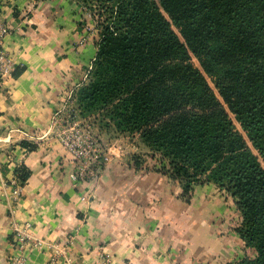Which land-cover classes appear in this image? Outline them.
<instances>
[{"label":"crops","instance_id":"crops-1","mask_svg":"<svg viewBox=\"0 0 264 264\" xmlns=\"http://www.w3.org/2000/svg\"><path fill=\"white\" fill-rule=\"evenodd\" d=\"M82 5L0 0L12 27L5 47L15 58L0 81V264H10L15 253V222L62 251L30 246L28 264H49L56 255L53 264H237L253 255L238 232L242 213L225 190L206 182L185 194L146 160L137 165L134 157L150 151L138 136L102 128L114 135L107 146L116 156L103 157L99 175L84 180L61 145L31 138L48 128L63 90L79 86L93 66L101 34L91 38ZM24 140L34 148L22 146ZM23 167L30 177L11 200L8 185Z\"/></svg>","mask_w":264,"mask_h":264},{"label":"trees","instance_id":"trees-1","mask_svg":"<svg viewBox=\"0 0 264 264\" xmlns=\"http://www.w3.org/2000/svg\"><path fill=\"white\" fill-rule=\"evenodd\" d=\"M77 1L108 14L76 92L81 114L138 136L185 194L206 182L226 190L254 249L237 264H264V0Z\"/></svg>","mask_w":264,"mask_h":264},{"label":"rangeland","instance_id":"rangeland-1","mask_svg":"<svg viewBox=\"0 0 264 264\" xmlns=\"http://www.w3.org/2000/svg\"><path fill=\"white\" fill-rule=\"evenodd\" d=\"M82 6L85 15L84 18L82 17V23L84 22L86 29L91 32V38L94 33L95 39L97 36L100 38V25L106 20L108 14L106 15L104 8L98 2H92L90 6L85 4ZM83 41L86 42V38ZM92 69L91 65L86 67L79 86H71L63 90L58 107L52 115L50 125L48 128L40 130L37 134H31V138L40 144L55 142L61 145L72 156L76 171L87 172L91 170L92 173L99 174L104 164V158H100L101 155L103 157H112V155L116 156V153L113 151L112 146H107L109 144V138L114 135L109 136L108 134H103L101 124L96 122L95 117L92 115H82L77 103L76 92L81 86V83L83 84L89 80ZM113 142H118L117 144L120 145L118 151L124 152L122 141L114 140ZM107 148H109V151H107ZM132 148H135L134 150L137 149L136 146ZM157 157L159 156L157 155ZM143 160H146L147 168L153 167L157 169V163L159 164V162L151 150L149 152L147 151V153L145 152ZM225 194L236 202L226 190Z\"/></svg>","mask_w":264,"mask_h":264},{"label":"built area","instance_id":"built-area-1","mask_svg":"<svg viewBox=\"0 0 264 264\" xmlns=\"http://www.w3.org/2000/svg\"><path fill=\"white\" fill-rule=\"evenodd\" d=\"M12 27L4 20V18L0 14V75L1 77H5L10 72H12L15 68V58L13 55L6 49L5 47V38L12 32ZM92 69V66H91ZM100 158H103L101 155ZM75 174L78 178L91 179L96 178L99 174H94L92 171H76ZM10 188V198L11 200L17 199L22 190V185L19 181V178L16 176L13 177L11 183L8 185ZM14 248L15 253L12 255L10 264H28L27 258V249L28 247H34L38 249H44V245L48 247H56L58 252H62L57 244H45L40 239L33 238L26 230V228H22L18 223H14ZM65 247V246H64ZM57 252V253H58ZM59 254V253H58ZM57 255L50 261L49 264H53L57 259Z\"/></svg>","mask_w":264,"mask_h":264}]
</instances>
